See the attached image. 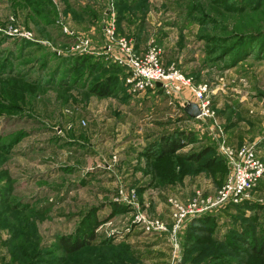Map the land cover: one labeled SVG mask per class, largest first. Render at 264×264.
Listing matches in <instances>:
<instances>
[{"label":"rangeland","instance_id":"obj_1","mask_svg":"<svg viewBox=\"0 0 264 264\" xmlns=\"http://www.w3.org/2000/svg\"><path fill=\"white\" fill-rule=\"evenodd\" d=\"M242 146L262 172L221 201ZM177 263L264 264V0H0V264Z\"/></svg>","mask_w":264,"mask_h":264},{"label":"built area","instance_id":"obj_2","mask_svg":"<svg viewBox=\"0 0 264 264\" xmlns=\"http://www.w3.org/2000/svg\"><path fill=\"white\" fill-rule=\"evenodd\" d=\"M119 54L133 74L138 77L141 87H153L158 83L163 86L187 84L186 79L180 73L166 71L158 62L153 51L136 55L129 49L121 48ZM191 91L199 99L202 97L200 89H192ZM224 153L228 161L229 173L218 191V199L231 201L236 200L254 185L262 172V166L258 155L251 147H234Z\"/></svg>","mask_w":264,"mask_h":264},{"label":"trees","instance_id":"obj_3","mask_svg":"<svg viewBox=\"0 0 264 264\" xmlns=\"http://www.w3.org/2000/svg\"><path fill=\"white\" fill-rule=\"evenodd\" d=\"M98 90V89H97ZM98 94L100 95H106L107 91L105 90L104 86H100ZM178 141H168V140H163L160 142V149H161V154L164 155H168L170 153H173L176 149V144ZM153 152V151H152ZM223 183V182H222ZM83 239V238H81ZM83 240L81 241L80 239H78L76 237L75 241L70 243V239L69 238H62V244L65 246L66 249L68 250H74L77 249L79 247H81Z\"/></svg>","mask_w":264,"mask_h":264},{"label":"water","instance_id":"obj_4","mask_svg":"<svg viewBox=\"0 0 264 264\" xmlns=\"http://www.w3.org/2000/svg\"><path fill=\"white\" fill-rule=\"evenodd\" d=\"M158 85H160V83H158ZM184 111L189 116V118L198 117L201 113L200 107L195 102L192 101L187 102V104L184 107Z\"/></svg>","mask_w":264,"mask_h":264}]
</instances>
